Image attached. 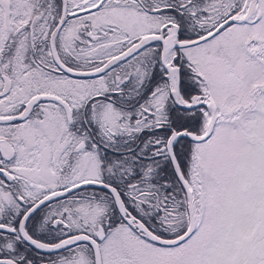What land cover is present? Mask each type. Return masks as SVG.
I'll return each instance as SVG.
<instances>
[{"label":"snow or ice","instance_id":"6c2138e0","mask_svg":"<svg viewBox=\"0 0 264 264\" xmlns=\"http://www.w3.org/2000/svg\"><path fill=\"white\" fill-rule=\"evenodd\" d=\"M0 264H264V0H0Z\"/></svg>","mask_w":264,"mask_h":264}]
</instances>
